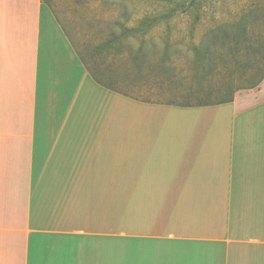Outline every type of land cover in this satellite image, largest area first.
I'll return each mask as SVG.
<instances>
[{
	"label": "crops",
	"instance_id": "1",
	"mask_svg": "<svg viewBox=\"0 0 264 264\" xmlns=\"http://www.w3.org/2000/svg\"><path fill=\"white\" fill-rule=\"evenodd\" d=\"M124 57L44 0H0V264H141L147 247L264 264V77L178 104L157 76L129 93Z\"/></svg>",
	"mask_w": 264,
	"mask_h": 264
},
{
	"label": "rangeland",
	"instance_id": "2",
	"mask_svg": "<svg viewBox=\"0 0 264 264\" xmlns=\"http://www.w3.org/2000/svg\"><path fill=\"white\" fill-rule=\"evenodd\" d=\"M44 1L63 17H79L84 28L97 34L107 29L123 39L129 66L124 57L119 68L115 62V70L121 76L123 67L131 94L138 81L157 76L161 90L178 104L223 101L238 87L254 83L264 66V59L252 66L256 54L243 51L245 38L254 49L264 47V0H198L187 12L182 9L190 0ZM203 52L208 58L203 59ZM136 53L138 63L132 61ZM148 249L132 250L130 256L141 264H167ZM176 258L177 264L194 260L184 252Z\"/></svg>",
	"mask_w": 264,
	"mask_h": 264
},
{
	"label": "trees",
	"instance_id": "3",
	"mask_svg": "<svg viewBox=\"0 0 264 264\" xmlns=\"http://www.w3.org/2000/svg\"><path fill=\"white\" fill-rule=\"evenodd\" d=\"M197 1L198 0H190L189 1V3H188V5L187 6H185L183 9H182V11H184V12H187L190 8H192V7H194L195 6V4L197 3ZM245 30V29H244ZM244 31H242V33H243ZM246 44L243 46V51L244 52H252V53H254V54H256V58H255V60L253 61V63H251V65L252 66H258L259 64H260V60H263L264 59V47H260V48H256V49H254L253 47H252V45H249L248 44V42H250L249 41V39H247V38H245V41H244ZM206 51H207V49H206ZM238 54V53H237ZM237 54H233V56H236ZM202 56H203V59L204 58H208L207 57V53H205V52H203L202 53ZM220 58V57H219ZM210 60H212V59H210ZM263 77H264V66H262V68H260V72H259V76H258V79L254 82V83H252L251 85H249V86H247V87H238L236 90H238V89H241V88H254V87H256V86H258L259 85V83L261 82V80L263 79ZM231 96H232V94H231ZM231 96L227 99V100H231Z\"/></svg>",
	"mask_w": 264,
	"mask_h": 264
}]
</instances>
